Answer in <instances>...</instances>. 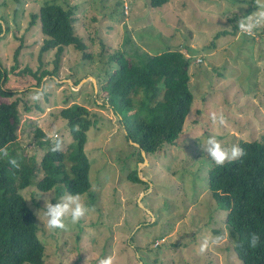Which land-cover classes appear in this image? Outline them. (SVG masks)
<instances>
[{"label": "rangeland", "instance_id": "obj_1", "mask_svg": "<svg viewBox=\"0 0 264 264\" xmlns=\"http://www.w3.org/2000/svg\"><path fill=\"white\" fill-rule=\"evenodd\" d=\"M44 1L0 0V24L6 29L0 61L6 69L14 65L21 45L18 68L10 70L6 83L18 93L13 98H22L18 138L39 160L43 151L34 140V126L64 147L72 142L61 108L76 102L98 122L87 131L84 145L95 197L91 202L87 194L80 195L89 211L79 222L73 224L69 216L66 229H47L45 196L56 203L68 194L55 198L54 190L41 192L34 184L21 190L37 217L43 264H98L108 255L114 264H242L224 225V210L208 188L214 162L201 145L209 136L225 147L264 138V26L252 35L239 28L233 33L232 26L258 10L254 0H168L157 8L149 0H55L75 8L74 32L87 45L90 59L67 46L58 74L36 86L34 76L17 72L40 64L44 36L39 22L28 24ZM167 49L190 58L193 102L177 141L139 162L137 145L125 137L101 86L112 53L120 51L135 62ZM54 52L43 56L49 70ZM36 90L41 98L32 100ZM213 112L222 113L226 123H213ZM133 169L140 182L127 178Z\"/></svg>", "mask_w": 264, "mask_h": 264}, {"label": "trees", "instance_id": "obj_2", "mask_svg": "<svg viewBox=\"0 0 264 264\" xmlns=\"http://www.w3.org/2000/svg\"><path fill=\"white\" fill-rule=\"evenodd\" d=\"M167 2L149 0V5L157 8ZM74 9L47 0L38 12L31 14L28 27L39 22L44 36L38 55L40 64L36 70L26 66L18 75L30 74L36 78V86H40L45 76L58 74L67 46L80 51L83 59H90L87 45L74 32ZM232 26L235 33L238 25ZM5 30L0 24V39ZM20 47L15 50L11 71L18 68ZM51 50L55 52L53 68L49 70L43 56ZM190 63V58L178 49L146 54L135 62L120 51L110 55L111 69L107 68V79L101 89L116 112L127 140L138 144L135 149L139 162L144 161L141 150L151 155L179 138L193 102ZM10 70L0 61V97L4 99L0 101V148H7L9 153L8 158H0V264H43L45 245L38 237L37 217L21 190L34 184L41 192L54 190L55 198L66 193L87 194L93 202L95 193L91 190L90 162L84 145L87 131L98 119L76 102L61 108L60 115L66 120L72 142L57 152L51 151L54 140L34 126V140L43 151L38 160L18 138L21 124L18 104L22 98H13L18 93L6 86ZM24 109L29 110V106L25 104ZM74 126L79 130H74ZM238 145L245 154L223 166L214 163L208 170V188L217 208L224 210V225L242 264H264V138L243 140ZM11 158L18 161L19 168L8 163ZM127 178L140 182L137 169L131 170ZM252 233L260 237L255 248L248 243Z\"/></svg>", "mask_w": 264, "mask_h": 264}, {"label": "clouds", "instance_id": "obj_3", "mask_svg": "<svg viewBox=\"0 0 264 264\" xmlns=\"http://www.w3.org/2000/svg\"><path fill=\"white\" fill-rule=\"evenodd\" d=\"M254 2L258 10L253 14L242 16V18L237 22L239 31L243 34L252 35L256 28L264 26V0H254ZM41 95L42 93L39 90H36V93L31 96V99L39 100ZM211 120L213 123L218 122L221 125L226 123L222 113L219 115L215 112L211 113ZM74 130L78 131V126H74ZM52 139L54 140V143L51 151H62L63 142L59 138ZM201 147L217 166H223L225 162L235 161L245 154L244 149H242L238 144L225 147L215 138V136H209ZM8 156L9 153L7 148H0V158H8ZM8 163L15 168H19V163L15 158L8 159ZM42 210L44 216L47 218L45 226L49 230H64L66 229L65 217L70 216L71 222L75 224L79 222L89 211L79 194L65 195L60 200H57L56 203H52L51 198L49 196H45ZM39 213L40 212L37 213L38 216ZM259 241L260 237L256 233L250 234L248 240L250 247L255 248ZM205 247L206 245H202L201 251H203ZM98 264H114V259L111 255H108L104 258H100L98 260Z\"/></svg>", "mask_w": 264, "mask_h": 264}, {"label": "water", "instance_id": "obj_4", "mask_svg": "<svg viewBox=\"0 0 264 264\" xmlns=\"http://www.w3.org/2000/svg\"><path fill=\"white\" fill-rule=\"evenodd\" d=\"M134 144H136L138 146L137 143H134ZM141 154H142V156H145V152L143 150H141ZM143 162H145V160Z\"/></svg>", "mask_w": 264, "mask_h": 264}]
</instances>
